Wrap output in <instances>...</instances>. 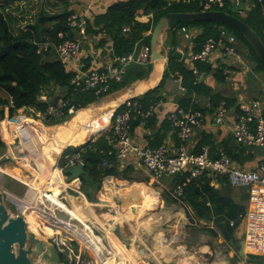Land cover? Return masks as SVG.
<instances>
[{"label": "crops", "instance_id": "crops-1", "mask_svg": "<svg viewBox=\"0 0 264 264\" xmlns=\"http://www.w3.org/2000/svg\"><path fill=\"white\" fill-rule=\"evenodd\" d=\"M115 1L116 0H0V9L5 12L4 14L8 19L12 31L14 33H18V29H23V25L25 24L34 23L35 21L37 23L39 20H43V18L46 20V16L48 15L68 13V16L74 11L83 14L86 17L88 26V22L94 18V15L104 13L107 8ZM227 4H229V7L235 6L241 17H245L247 15V11L253 7L252 0H228ZM240 4H242V7H239ZM149 15L150 12L148 14L135 16L136 21L150 24V28L144 32V36L150 35L152 30L151 22L147 20ZM263 24L264 19L260 29L262 37ZM87 26L85 34L81 36V51L78 58L74 62V66L82 67L88 70L103 69L108 64V62L112 61L116 56H118L114 52L113 40L107 32V28L103 27L101 24L95 26V30L97 32L94 34L87 31ZM180 27L176 29V39L177 42L179 41L178 43H171L170 39L172 37L166 34V32L162 35V55L159 60H154L151 57V61L147 64L131 63L126 68V71L120 81H112L110 83L111 85L114 82L121 83L122 81H125L124 86L119 90L105 95L110 86L108 90L102 92L101 94H96L94 90L80 89L81 91H92L95 96L100 98L92 103L89 107L85 108H92L91 110L89 109V112H80V114L77 115L79 124L76 128L78 129L76 133L73 130L72 135L76 136L79 134L80 137L77 138L80 139L76 138L78 141L84 142L90 138H95L99 132H101L100 129L108 128L109 124L112 123V116L123 109L127 100H136L143 108L147 109L153 107L155 110L154 116L149 118L147 121H143L139 117H133L130 124V135L132 141L136 144L148 146L150 148H156L162 145L167 147L172 145L178 146L180 143L179 139L177 138L176 131L170 124L167 116L178 106H183L186 108L191 107L192 109L199 110L203 115L202 125L196 128L194 135L186 143V148L188 151L198 153L201 151L202 146H207L211 156L215 157L218 155L219 150L225 152L226 149L224 148V145L227 142L235 147L234 151L239 150L240 145L236 143L231 134V128L234 123L237 105L240 102H249L252 99L263 98L260 95L253 94L255 93L253 89L254 87H252L250 83L253 81L244 76V71L241 70V68H237L239 65L246 66L247 63L238 53L243 62L241 63L237 61L236 64H232L228 59L224 58L219 53V51H215L211 54V60L209 63L200 61L198 62L200 63L199 66L206 64L209 68V70L205 69L199 71L201 75L198 81L203 82L213 94L220 93L223 95V98L220 99L217 104L214 103V98L212 99L210 97L211 93L204 95V92H199L198 94L192 92L190 94L186 85L184 84V79L183 85L185 90H179L177 84L174 83L169 77L170 74L165 79H162V77L164 69H166L168 65L171 46L181 44L183 42L178 32ZM188 28L194 31L196 35L195 37H197L200 33V30L196 27L188 26ZM195 41V38H193L192 49L193 51H198L201 47V44L205 40L201 43H196ZM144 44L146 43L137 42L133 46L132 50L135 49L136 51H139ZM197 44L199 45L197 46ZM196 47H198V49H196ZM50 56L57 59L55 54ZM182 63L186 69H190L189 64L185 62ZM216 70H222L220 71L219 78L213 75ZM144 72L145 76L137 80V74ZM175 72L181 73L178 70L171 71V73ZM193 84H197L194 83V78ZM157 87L158 90L153 94H146ZM235 87L240 89L235 90ZM242 90H248L255 97L250 99L244 98L242 93H240ZM223 101L225 102L227 112L223 122L217 125L215 123V113ZM22 108H26L29 110V113L34 112V114L40 111L33 106ZM93 113L95 115L98 113V116L94 119ZM108 114H110V116L105 123L103 120ZM53 120L56 122L58 121L56 118H51V120L46 123L50 124L51 126H55L56 123L54 125L50 123ZM86 123L95 127V130L91 131L89 128L84 129L83 127ZM107 135L108 134H106V136ZM82 139L86 140L83 141ZM112 143L113 147L108 151V154L114 150V142L111 141V144ZM47 146L48 145H46V148ZM245 148L248 149L245 151L248 152L246 154L250 153L252 155V159L244 162L243 164H239L234 160L237 164L246 168L255 169L258 164L264 162V153L259 147L246 146ZM197 150L198 152H196ZM241 155L244 154L242 153ZM104 162L106 165L103 164ZM109 164L110 163L104 160L102 161L100 168H104L103 170H105ZM115 164L116 172L113 174H104L100 184L99 193L102 196L104 190L108 189V186L110 187V183H112L113 186L111 187L114 188H110V195L107 194V196L102 197L104 200L105 198L108 199V197H110V199L109 201H106V203L98 205H101V207H114L110 203L115 197L117 199L119 197L117 194V196H113L116 193V191H113V189L119 190L120 188L124 187L125 189H123V195L127 196H131V190L135 191L133 194H137V191L139 195L147 199V210L150 209V204L154 205L156 203L158 207L151 209H158L163 212L173 228L177 223H180L182 224L181 229L183 232H185L187 228L196 230V237L197 239L201 238V240L190 244L183 242V244L187 248L194 250V256L196 260L200 262V264H244L242 259L238 257L237 246L235 243L243 238L245 233L244 230L246 226V219L243 218L242 215L249 205L251 187L246 188L232 186L224 177H205L208 179L210 186L214 187L216 191L203 192L202 195H200V199L202 200L203 204L201 208L195 210L191 205L188 204L187 201L185 202L181 198L177 199L180 195L182 196L183 193L182 185L180 183H175L173 179V176L177 174L162 176L159 179H155L144 169L141 164H138L136 158L131 155L127 157V161L124 164H119L116 161ZM33 171L36 172V169H33ZM124 179L132 181L133 184L126 185ZM179 185L182 188V193L180 195L176 194ZM151 186L154 187L156 191H152L150 189ZM118 200L123 202L122 199ZM153 200L155 203H153ZM69 201L70 200L67 197V202L69 203ZM114 204H116L115 201ZM118 206L120 205L117 204L116 207ZM145 211H143V213H145ZM131 213H133V218L136 217L135 215L139 214L137 209H134V206L131 208ZM239 213L241 214L239 215ZM100 216L101 215L98 217ZM238 218L239 220L237 221ZM234 219H236L235 224H231V221H234ZM122 222L123 224L120 222L122 225L119 223L120 227L124 225L123 220ZM94 224L97 229L104 233L103 228L107 229V226L109 227V218L105 221L101 220V223L94 222ZM134 226L137 231H139V229L144 231L136 232L134 230L135 232L133 234H129V236L126 237L127 240L124 233L117 228L118 225H116L113 229L111 227L112 230H109L113 232L118 238H123L124 240L128 241L132 247H138L144 244L146 252L144 256L151 258L155 264H170V259L177 258V254L181 252L180 249L174 246L168 245L166 247H160L158 245L160 235L162 233H167V231L159 230L158 226H147L145 229H143L141 226ZM167 248H170L174 252L165 253ZM246 249L248 250L249 254L253 256H258V254H260L253 253L248 249V247ZM218 251H223L224 255H220L221 252Z\"/></svg>", "mask_w": 264, "mask_h": 264}, {"label": "built area", "instance_id": "built-area-1", "mask_svg": "<svg viewBox=\"0 0 264 264\" xmlns=\"http://www.w3.org/2000/svg\"><path fill=\"white\" fill-rule=\"evenodd\" d=\"M226 1L227 0H166L165 6L172 7L178 4L197 3L200 10L203 11L222 10V8L226 6ZM256 2L261 4L262 14L264 16V0H256ZM149 17L150 18L147 20L151 22L152 27L154 24L152 14H150ZM66 25V30H61L57 33V42L50 39L36 41L37 53L45 55L47 52H53L64 67L72 70L73 76L71 78V83L78 85L81 90H94L96 94H101L108 90L112 81H120L122 79L126 68L131 63L147 64L151 61L150 45L144 44L139 51L134 49L131 52L116 56L112 61L108 62L103 69L88 70L82 67H76L74 66V62L81 51V36L86 32L87 20L83 14L74 11L67 16ZM128 29V26L123 28L124 31ZM178 32L183 42L171 46L170 50L179 55L178 60L180 62L189 64V68L194 75V83L198 82L201 75L196 63L199 61L209 63L211 54L215 51H219V53L232 64L233 61L243 62L236 49L237 39L235 34L225 27H219L217 36L206 38L198 51H193L192 49V39L196 36L193 30L182 25ZM262 35L264 37V24ZM169 77L177 84L179 90H185L181 73H170ZM43 93H45L44 90L39 92L37 97L38 101H45L44 99L46 98ZM23 109L27 110L26 108H19L18 110H20V113L12 117L6 112L4 118V120L10 118L19 121L20 118L27 117L29 119H36V121L40 123L38 126L30 125L28 121L20 123L16 129L23 133L26 130L35 133V128L36 132H43L46 127H49L46 122H49L51 118H56L58 121L63 119L68 120L77 113L75 106L70 104L68 99L63 97H59L44 111H38L35 114L34 112L22 113ZM226 112L227 108L223 101L215 113V123L217 125L223 122ZM154 114L155 110L153 107L145 109L136 100H127L123 109L112 116V123L109 124L108 128H103L102 130H111V133L108 134L106 138L114 142V150L113 152H109V154L113 155L119 164H124L129 155L134 156L138 164H141L155 179L174 174H186L189 179H197L200 177H224L232 186L251 187L249 205L242 215V217L246 219L243 238L245 239V245L250 251L253 253H260L256 257L264 256V162L258 164L255 169H251L240 166L222 150H219L218 155L215 157L211 156L207 146H202L201 151L198 153L188 151L186 143L192 138L196 128L203 123L201 111L192 109L191 107L186 108L178 106L167 116L179 139L180 143L178 146L172 145L167 147L162 145L156 148H150L134 143L130 135V124L133 117H139L143 121H147L149 118L153 117ZM5 126L6 124L0 121V138L3 142H6L3 136V128ZM43 134L45 135L44 132ZM231 134L237 143L259 147L264 153V98L238 103ZM15 137L18 138V143L12 145V140L11 143L7 142V146L21 145V136L16 135ZM39 140L42 142L40 143L41 148H46V145H48L51 139H48V137L46 138V136H41ZM67 147H70V145L63 147L54 156L52 161H50V166L59 170L62 178L66 182V186L61 190V194L58 196L61 204L53 203L54 200L51 190L43 187L42 184H39L40 188L33 186V180H35L36 183L39 182V175H37V173L42 176V169L37 162V158L36 172L34 171V173H31L33 178L26 176L29 178V181H23L27 183L28 188L35 191L34 196H16L2 187L1 191L3 195L15 205L16 214H20L26 218V213L31 212L36 215L37 210L51 221L52 226L56 228L54 234L48 236L46 240L41 238V236H39V238H41L43 242L47 241V243L52 244L59 253L67 256V262H61L60 264H127L126 260L122 258L119 253L114 251L111 246V238L108 235V237H106L105 233L99 235L95 232L97 228L91 219L85 216V222H83L80 218L73 215L72 211L68 210L67 207L73 206L70 201V204L67 202V197L70 198L71 194L65 195L64 193L62 194V192L68 190L70 193L75 192L82 194V181L80 176L67 181V174L64 173V170L78 163L84 164V161L79 151L67 153ZM27 151L28 150L22 151V153ZM30 153L31 152L28 151V154L20 158L24 164L28 163L33 170L35 169L33 165V156L28 157ZM12 156V158L15 157L14 155ZM103 164L106 165L105 162ZM177 189L176 194L180 195L182 193L181 186L179 185ZM107 191L108 190L105 189L106 194ZM82 196L85 198L84 193ZM20 204L26 205L25 213L19 207ZM118 210L119 206L116 207L114 212L117 213ZM135 216L136 217L130 219V221L133 225L138 227L141 226L143 229L147 226H158L159 230L165 231L166 228L164 227H166L169 222L164 213L158 209H149L146 210L144 214L142 213L141 215ZM141 218L142 220L139 221ZM117 223H119V221L115 222V226ZM231 224H234V221H231ZM58 226H63V229L60 228L61 231L57 230ZM115 226L113 225L112 229ZM122 227L125 228L124 225ZM181 227L182 224L177 223L175 225L176 229L173 232L162 233L159 237L158 245L160 247H166L168 245L173 246V244H177L181 237L177 229ZM83 228L87 229L88 232L90 231L92 234L83 236L79 233ZM112 229L110 228V230ZM36 235L38 234L36 233ZM79 239L83 240L84 243L91 248H85L80 243ZM48 240L50 242H48ZM119 241L121 244H124L128 250L133 252L130 256L134 258L135 261H138L139 264H155L151 258L144 256L146 253L144 244L138 247H132L131 244L123 238H119ZM179 246L181 252L179 254L176 253L177 260L175 264H179L180 260H184L186 264H200L194 256V250L182 244ZM97 255L104 259V262H98Z\"/></svg>", "mask_w": 264, "mask_h": 264}, {"label": "trees", "instance_id": "trees-1", "mask_svg": "<svg viewBox=\"0 0 264 264\" xmlns=\"http://www.w3.org/2000/svg\"><path fill=\"white\" fill-rule=\"evenodd\" d=\"M165 2L166 0H116L104 13L94 15V18L88 22L87 31L94 34L97 32L95 30L96 25L101 24L103 27H106L107 32L113 40L115 54L122 55L130 52L137 42L146 44L150 42V35L144 36V32L150 28V24L136 21V15L152 12L154 15V22H156L160 16L170 11L200 10L197 3L178 4L172 7H166ZM227 2L228 0L226 1V6L222 8V10L242 18L260 36L264 43L260 30L264 19L262 16L261 4L257 3L256 0H252L253 7L247 11L245 17H241L235 6L229 7ZM67 14L68 13L48 15L46 16V20L43 18V20H39L37 23L36 21L30 23L26 26V30L21 29L18 33H14L7 17L0 9V90H2L5 95V97L0 98V120L4 117V113L7 110H4L5 107L8 108L9 116H13L16 110L22 107L33 106L40 111H44L48 104L38 101L37 97L42 90V86L46 84H53L54 89L57 88L58 91L60 88H63L62 91H59L60 93L64 92L65 88L67 94L62 97L68 99L69 103L75 106L78 111L77 113H80L82 111L81 109L89 107L100 98L95 96L92 91H81L78 85L71 83L73 72L64 67L58 59L52 58L48 52L45 55L37 53L36 41L50 39L57 42V33L67 28ZM182 25L196 27L200 30L198 36L195 37L196 43H201L210 36H217L219 27H225L233 32L237 39V52L248 63L246 66L238 64L239 66H237V68H241V70L244 71V76L253 81L250 83L252 87H254L255 94L263 96L264 98V85L259 86L258 80L256 81V77L254 76V73H256L258 78L260 77L258 74L262 73V75H264V68L252 47L235 28L218 21H189L179 24L174 29L166 32V34L172 37L170 39L171 43L177 42L176 29ZM126 26H129V31L123 30ZM153 26L151 28H153ZM198 45L199 44H197V46ZM196 49H198V47H196ZM178 58L179 55L174 52L172 53L171 50L168 65L166 69H164L162 79L168 77L171 71L178 70L182 73L184 84L190 94L192 92L196 94L204 92V95L211 93L210 97L212 99L214 98V103L217 104L218 101L223 98V95L220 93L213 94L203 82L198 81L197 84H193L194 76L191 70L186 69L183 63L178 61ZM196 64L199 71L205 69L209 70L206 64L200 66V63L197 62ZM250 68L251 71L249 72L248 70ZM220 71L222 70H216L213 75L219 78ZM137 75L136 78L139 80L145 76V72L138 73ZM261 78L264 82V76H261ZM124 84L125 81L121 83H112L105 95L119 90ZM157 90L158 87L146 94H153ZM110 114L104 118L103 122H107ZM110 133V129L99 132L95 138H90L87 141L77 143V145L67 147L66 149L67 153L79 151L83 158L84 170L80 176L82 181L81 191L86 194V196L92 193L101 199L103 196L100 195L99 191L102 176L107 173L113 174L116 172L115 159L113 155L108 154V151L113 147V143L111 144V141L106 138V134ZM237 144L240 145L238 151H234L235 147L229 142L224 145L226 149L225 152L230 158L239 164L251 160L252 155L250 153L246 154L248 152H245L248 150L245 148L246 146L240 143ZM4 146V142L0 139V148ZM196 152H198V150ZM242 153L244 155H241ZM104 160L110 163L105 170H103L104 168H100ZM173 177L174 182L180 183L183 187L181 199L185 202L187 201L195 210L201 208L203 204L200 199V195H202L203 192L216 191L214 187L210 186L208 179L205 177L189 179L186 174H177ZM58 189L60 191L62 190L60 187H58ZM241 213H239V215ZM26 219L28 229L32 234L37 233L45 240L48 236L53 235L43 224L37 222L32 214H29ZM235 220L236 219H234V224L236 222ZM238 220L239 218L237 221ZM44 244L50 245L47 241H45ZM63 259V255L60 254L59 261L61 262Z\"/></svg>", "mask_w": 264, "mask_h": 264}, {"label": "water", "instance_id": "water-1", "mask_svg": "<svg viewBox=\"0 0 264 264\" xmlns=\"http://www.w3.org/2000/svg\"><path fill=\"white\" fill-rule=\"evenodd\" d=\"M189 21H218L235 28L249 43L264 68V43L260 36L240 17L224 10L208 11H170L160 16L150 32V52L154 60H159L161 38L165 32L174 29L177 25ZM84 164L78 163L64 170L67 181L82 175ZM35 191L27 188L24 196L33 197ZM91 203H106L92 193L87 195ZM7 199V197H5ZM43 240L36 234H29L26 229V220L22 215L12 216L4 204L3 193L0 190V264H60L43 248ZM237 254L244 264H263L264 256L253 257L247 250L245 239L235 243ZM34 253L41 262L30 258Z\"/></svg>", "mask_w": 264, "mask_h": 264}, {"label": "rangeland", "instance_id": "rangeland-1", "mask_svg": "<svg viewBox=\"0 0 264 264\" xmlns=\"http://www.w3.org/2000/svg\"><path fill=\"white\" fill-rule=\"evenodd\" d=\"M239 7H242V4H240L239 5ZM36 8V7H35ZM4 12V11H3ZM245 12V11H244ZM5 13V12H4ZM150 14H152V16H153V19H154V15H153V13L152 12H150ZM147 18H150L149 16L147 17ZM28 24H25V25H23V30H26L27 28H26V26H27ZM21 29H18V32L20 31ZM49 55H54L53 54V52H50L49 53ZM49 57V56H48ZM237 62H235V61H233V64H236ZM247 63V62H246ZM248 64V63H247ZM249 72L251 71V68L248 70ZM254 76L256 77V81L258 80V85L259 86H263L264 85V82H263V80H262V78H261V76H264V75H262V73L261 74H258V76H260L259 78L256 76V73H254ZM71 82V81H70ZM238 89H240V88H236L235 87V90H238ZM42 90H44L45 91V93H43L44 95H45V98L46 99H44L45 101H40V102H45V103H47L48 105H47V108L49 107V106H51L59 97H62L63 95H66L67 93H66V89L64 88V92H59L60 90L62 91L63 90V88H60L59 89V91H58V89L56 88V89H54V85L53 84H46V85H43L42 86ZM240 93H242V95L244 96V98H246V99H250V98H253V97H255V96H253V94H255V93H253V94H251L248 90H242ZM1 97H5V95H4V93L2 92V90H0V98ZM263 97V96H262ZM7 109V110H6ZM85 108H83V109H81V110H84ZM88 109H90V108H88ZM92 109V108H91ZM90 109V110H91ZM4 110H6L7 111V113H8V108L7 107H5V109ZM6 111H5V113H6ZM17 111V110H16ZM29 113V110H25V109H23V111H22V113ZM5 113H4V117L0 120L1 121V123L3 122V124H5V121L7 122V120L5 119L4 120V118H5ZM16 114H13V116H15V115H17V114H19L20 113V110H18L17 112H15ZM9 114V113H8ZM78 114H80V113H76L74 116L76 117ZM73 116V117H74ZM98 116V113L95 115L94 113H93V119L94 118H96ZM10 117H12V116H10ZM70 121V119H68V120H65V119H63V120H61V121H55V120H53V121H51L50 123L51 124H55L56 123V125H59V124H61V123H67V122H69ZM11 122H12V124H15V121L12 119L11 120ZM79 124V123H78ZM49 125V127H52L50 124H48ZM6 127V126H5ZM84 129L85 128H89L91 131H94L95 130V127H93V126H91V125H89L88 123H86L85 125H84V127H83ZM4 129V128H3ZM103 130V128L101 129V131ZM93 133V132H92ZM72 135V134H71ZM61 135H58L56 138H58V137H60ZM77 137H80L79 136V134L78 135H76V136H74V138H77ZM5 139V138H4ZM77 139H80V138H77ZM6 140V139H5ZM13 140V141H12ZM11 141H12V143H11ZM11 143L12 145H14V144H16V143H18V138H16L15 136L13 137L12 136V138L8 141V143ZM7 140H6V142L4 141V144H5V146L3 147V148H0V168H2V169H8V171L10 172V173H3V172H0V190L2 189V187L3 188H6V190H8L10 193H12V194H14V195H16V196H20V197H23V195H25L26 194V190H27V188H28V185H27V183H25V182H28L29 181V178L31 177V178H33V175L31 174V173H34V171L32 170V168L30 167V165H28V163H26V164H24L23 163V161L21 160V158H20V156L22 157V156H24L25 154H28V151L27 152H25V153H21V154H13L11 151H10V147H8L7 146ZM37 146L38 147H40L38 144H37ZM51 146V145H50ZM68 146V145H67ZM70 146H74V145H70ZM66 147V146H65ZM29 148V147H28ZM44 149H46V148H44ZM12 155H14L15 157L14 158H12L13 156ZM19 157V158H18ZM115 159V158H114ZM33 165H34V167H35V169H36V159L33 157ZM116 161V160H115ZM38 162V161H37ZM117 162V161H116ZM50 163V162H49ZM118 163V162H117ZM39 164V163H38ZM17 169V170H16ZM14 171H15V173H14ZM17 171V172H16ZM37 175H39V182H38V184H42V181H45V179L41 176V174H38L37 173ZM26 176H28L29 178H26ZM16 177V178H15ZM23 181H25V182H23ZM124 181H125V183H126V185H131V184H133V182L132 181H130V180H128V179H124ZM147 186V185H146ZM150 189L152 190V191H156L155 190V188L154 187H150ZM49 190H51L52 192H54V193H57V192H59V193H61V191L59 190V189H57V187L56 186H50L49 187ZM109 192H107V194H109L110 195V189L108 188L107 189ZM147 190H149V189H147ZM113 191H116V190H114L113 189ZM122 190H120V191H116L117 193H122L123 194V192H121ZM132 194L131 195H133V193L135 192V191H133V190H131L130 191ZM65 194V195H70L71 197H74V198H76V197H79V198H77L78 200H79V202H80V206H81V208H78V210L81 212L80 213V215L81 216H83V217H85V216H87L89 219H91L92 221H94V222H96L97 221V219H98V223L100 222L101 223V220H103V221H105V220H107L108 218H109V227H107V229L109 230L111 227H113V225L115 226V222L117 221H119V223L121 222L122 224H123V222H122V220H123V218L124 217H122L123 215L121 214V212H122V210H123V202H120V200H118L116 197L114 198V200L113 201H111V205H113L114 207H111V206H107V207H101V205H98V204H92V205H90L92 208H93V210H94V212H95V214H97V215H101L100 217H92V216H89V213H90V211L86 208V205H84V203H83V201L80 199V198H83V196L82 195H80L79 193H75V192H71L70 193V191L68 192V190L66 191V192H62V194ZM136 193L138 194V192L136 191ZM103 195L102 196H107V194H106V192H105V190H104V193H102ZM137 194H135L134 196H136ZM115 195H116V193H115ZM115 195H113V196H115ZM117 196V195H116ZM3 197H4V204H5V206H6V208L8 209V211L12 214V215H16V213H15V205L13 204V203H11L10 202V200L7 198V199H5V195H3ZM129 197L130 196H127V195H124V198H125V200H126V203H128V201H129ZM112 198V197H111ZM181 197L179 196L177 199H180ZM109 199H110V197H108V199L107 198H105V201H109ZM101 200H104V198H101ZM114 201L116 202V204H114ZM123 201V200H122ZM138 202V201H137ZM130 203V202H129ZM129 203L127 204V206H126V211L128 212V215H127V217H128V220H127V223H125L124 222V227L125 228H123V227H120V225H119V223H117L116 225H118V229L120 230V231H122L123 233H124V235H125V238L126 237H128L129 236V234H133L135 231L136 232H141V231H144V230H141V229H139V231H137L136 230V228H135V226L133 225V223L130 221V219H132L133 218V213H131L130 211H128V210H130L132 207H129ZM153 203H155V201L153 200ZM101 204V203H100ZM117 204H119L120 206H119V210L117 211V213H115L114 211L116 210V205ZM121 204H122V208H121ZM24 205V204H23ZM137 204H134V209H135V206H136ZM19 207L21 208L22 207V205L20 204L19 205ZM158 206L156 205V203L154 204V205H152V204H150V209L151 208H157ZM70 208H72V207H70ZM22 209V208H21ZM86 210H87V212H86ZM145 211V210H144ZM24 213L26 212V210L25 211H23ZM84 212L86 213V214H84ZM146 212V211H145ZM29 214H32L33 215V217L37 220V222H39L40 224H43L44 225V227H45V224H46V226L48 225V223L46 222L47 220L46 219H44V218H40V217H38V215H37V213H36V215H34L33 213H31V212H28V213H26V217H28V215ZM91 214V213H90ZM144 214V213H143ZM143 217H144V215H143ZM142 217V218H143ZM142 218L141 219H139V221H141L142 220ZM139 221H138V223H139ZM120 223V224H121ZM129 223V224H128ZM121 224V225H122ZM163 227H164V225H163ZM146 228V227H145ZM152 228H156V227H152ZM164 228H166V230L165 231H167V233H169V232H173L174 230H175V226H174V228H173V226L172 225H170V223L168 222V225L166 226V227H164ZM173 228V229H172ZM182 228V227H181ZM181 228H178L177 229V231L180 233V235H181V237H180V240H179V242L177 243V244H173V246L174 247H177L178 249L180 248V246L179 245H183L184 246V244H183V242L184 243H186V244H190V243H193V242H196V241H198V240H201V238L200 239H197V237H196V230H193V229H186L185 230V232H183L182 231V229ZM135 230V231H134ZM96 233H98L99 235H101V234H103V232L101 231V230H99V229H97V231H95ZM109 232L111 233H107V232H105L104 231V233L106 234V237H108V236H110V238H111V246L115 249V246H114V239L115 238H118L113 232H111L110 230H109ZM113 233V234H112ZM107 234H108V236H107ZM112 235V236H111ZM126 240H127V238H126ZM119 241V240H118ZM48 242H50L49 240H48ZM120 242V241H119ZM43 244V248L46 250V252L49 254V255H51L54 259H56V260H60V254L61 253H59L58 251H57V249L52 245V244H50V245H48V244H44V242L42 243ZM121 244V243H120ZM124 245V244H123ZM120 251H122L121 252V254L122 255H124L125 257H126V260L128 261V262H126V263H129V264H131L132 262H133V264H139V262L138 261H135L134 260V258H132L130 255H132V253L133 252H131L130 250H128L126 247H124V248H122ZM166 252H174V251H172L170 248H167L166 249V251H165V253ZM218 252H221V254L220 255H224V252L223 251H218ZM63 255V257H64V259H63V261H61V262H67V260H68V258H67V256L65 255V254H62ZM181 256V255H180ZM179 256V257H180ZM89 257V256H88ZM221 257V256H220ZM30 258L32 259V260H34V261H36V262H41V259H38V258H36V255L34 254V253H32L31 255H30ZM171 261H170V264H175V262H176V260H177V258H175V259H170ZM211 260V259H210ZM98 261V260H97ZM60 262V261H59ZM99 262V261H98ZM102 262H104V261H102ZM101 263V262H100ZM101 264H106V263H101ZM179 264H186V262L184 261V260H180V262H179Z\"/></svg>", "mask_w": 264, "mask_h": 264}, {"label": "bare ground", "instance_id": "bare-ground-1", "mask_svg": "<svg viewBox=\"0 0 264 264\" xmlns=\"http://www.w3.org/2000/svg\"><path fill=\"white\" fill-rule=\"evenodd\" d=\"M96 110H98V109H96ZM87 111L89 112L90 110L89 109H84L81 112H87ZM9 119L10 118H7L6 119L7 120V122L5 121L6 127H4V129H3V136L5 137V139L7 140V142L12 138V136L13 137L16 136V135H20L21 136V141H20L21 145L20 144L18 146L17 145L16 146L8 145V147L11 148L10 151L13 154H21L22 151L29 150L31 153L29 154L28 157L33 156L35 159L37 158V161H38V163H39V165H40V167L42 169V177L45 179V181H42V186L45 187V188H47V189H49L50 186H56L57 189H58V187H60V188L63 189L66 186V182L62 178L59 170L52 168L50 166V163L49 162L52 161V159L54 158V156L63 147H65L67 145H77V143H81L82 142V141H78L76 138H74L75 135H71V134H73V130L76 133L77 132V129H78V128H76L77 125H78V118H77V116L76 117L75 116L72 117L70 119V121L67 122V123H61L59 125H55V126H52V127H46L43 130V132L45 133V135L43 134V132H40V133L36 132V128L34 129L35 130V133L34 132L33 133L32 132H29L28 130H26L23 133V132L19 131L18 129H16L19 126L20 123L27 122V121L30 123V125H33V126L40 125V123L37 122L36 119H29L27 117L20 118L19 121H15L13 119L15 121V124H12V122L10 121L11 119L10 120ZM9 121H10V123H9ZM40 135L42 137L46 136V138L48 137V139H51L50 142L48 143V146H47L46 149L41 148V144L40 143H42V142H40V140H39V138L41 137ZM58 135H61V136L58 137V138H56ZM84 140H86V139H84ZM37 144L40 147H38ZM18 147H20V148H18ZM0 172L10 173L8 171V169H2V168H0ZM14 173H15V171H14ZM33 182H34L33 183V186L34 187L40 188V185L38 183H36L35 180H33ZM111 186H113L112 183H110V187H108V188L109 189L110 188H114V187H111ZM123 189H125V188L123 187V188H120L119 190H116V191L122 190L121 192H123ZM60 194L61 193H59V192H57V193L52 192V198L54 200L53 201L54 204H61V201L58 198V196ZM116 194L118 195V197L120 199L123 200V210H122V213L121 214L123 215L122 217H124L123 218V221L125 223H127V220H128V217H127L128 212L126 211L127 210L126 209V206H127V204L129 202H130L129 203V207H133L134 204H137L135 206V208L137 209V211L139 213L138 215H141L144 210H147L148 209L147 199L144 198V197H142L139 194H137L136 196H134L135 194L131 195L132 197L131 196L129 197L128 203H126V200H125L124 195L122 193H120V192L117 193L116 192ZM69 200H70V203L73 206H72V208L67 207L68 210L72 211L73 215L77 216L78 218H80V220H82L83 222H85V217L81 216L80 215L81 212L78 210V208H81V206H80V202L77 199V197L76 198L70 197ZM81 200L83 201L84 205H86V208L90 211L91 214L89 213V216L97 217L98 215L95 214L93 208L90 206V205L96 204V203H91L89 201V199L87 198L86 195H85V198H81ZM21 208H22V211H25L26 205H22ZM128 211L131 212V209L128 210ZM86 212H87V210H86ZM36 213H37L38 217L44 218V219L47 220L46 222L48 223V225L46 226V224H45V228L49 232H51V233L54 234L56 228L52 226L51 221L49 219H47L44 215L40 214L37 210H36ZM84 214H86V213L84 212ZM16 215H20V214H16ZM16 215H12V216H16ZM25 220H26V229H27V232L29 234H32L29 231V229H28L27 219L25 218ZM97 221H98V219H97ZM60 228L63 229V226H60V227L58 226L57 230L61 231ZM103 230L105 232H107V233H110L108 229L103 228ZM79 233L82 234L83 236H87L88 234H92L90 231L88 232V230L87 229H84V228L81 231H79ZM79 240H80V243L85 248H87V249L91 248L86 243H84L83 240H81V239H79ZM118 240H119V238H115L113 240L114 241V246H115V249L114 248L113 249H114V251L116 253H119L122 256V258H124L126 260V257L121 254L122 251H120L122 248H124L126 246L123 245V244H120V242ZM97 257H98V261L99 262L104 261V259H102L98 255H97ZM126 262H128V261L126 260ZM127 264H129V263H127ZM131 264H133V262Z\"/></svg>", "mask_w": 264, "mask_h": 264}, {"label": "clouds", "instance_id": "clouds-1", "mask_svg": "<svg viewBox=\"0 0 264 264\" xmlns=\"http://www.w3.org/2000/svg\"><path fill=\"white\" fill-rule=\"evenodd\" d=\"M86 195V194H85Z\"/></svg>", "mask_w": 264, "mask_h": 264}]
</instances>
